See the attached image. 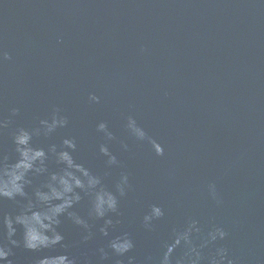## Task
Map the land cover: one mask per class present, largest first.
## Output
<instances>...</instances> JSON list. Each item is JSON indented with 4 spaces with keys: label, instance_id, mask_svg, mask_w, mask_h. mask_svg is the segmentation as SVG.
<instances>
[{
    "label": "water",
    "instance_id": "obj_1",
    "mask_svg": "<svg viewBox=\"0 0 264 264\" xmlns=\"http://www.w3.org/2000/svg\"><path fill=\"white\" fill-rule=\"evenodd\" d=\"M57 109L68 127L35 143L75 138L74 155L110 189L121 173L129 176L110 231L128 233L135 247L115 255L99 232L103 221L91 219L95 235L85 243L86 233L65 217L62 245L14 248L12 264L59 254L78 264H128L129 257L158 264L173 231L192 220L201 228L197 245L215 227L228 234L203 250L202 264L221 247L234 264H264V0H0V120L7 123L0 156L14 162V131L39 126ZM129 116L163 156L131 136ZM100 122L115 140L97 132ZM105 143L119 167L106 166ZM24 202L0 200V217L17 214ZM153 205L165 215L146 229ZM76 210L86 216L87 197ZM22 236L17 226L15 239ZM184 254L177 249L174 262Z\"/></svg>",
    "mask_w": 264,
    "mask_h": 264
},
{
    "label": "clouds",
    "instance_id": "obj_2",
    "mask_svg": "<svg viewBox=\"0 0 264 264\" xmlns=\"http://www.w3.org/2000/svg\"><path fill=\"white\" fill-rule=\"evenodd\" d=\"M89 100L100 103V98L96 95H91ZM18 114L19 110H13V116ZM68 125V118L62 115L59 109L54 110L49 118L39 121V126L31 129L21 127L14 131L12 134L16 154L14 162L0 156V200L16 201L19 197L26 201L19 204L17 214L0 217V264L6 262L12 264L9 257L17 247L22 246L28 251L38 252L62 245L65 237L59 229L63 223L62 218L65 217L86 233L83 236L85 243L95 235L93 226L89 223L91 219L103 221L99 232L106 238L110 237L107 248L115 255L124 257L135 247L128 233L111 235L110 231L114 228L110 214L118 213L120 198L126 195L129 187V176L121 173L114 190L110 189L105 186L101 175L94 173L74 155L79 150L75 138H63L59 144L35 143L37 138L49 141L58 130L67 128ZM5 127L7 123L0 120V128ZM126 128L137 141H148L158 156L164 155L162 145L151 139L136 119L129 116ZM96 130L103 134L107 142L116 139L106 122H100ZM122 147L124 150L128 149L127 144L122 143ZM99 153L106 158L108 168L120 166V161L110 151L107 143L100 145ZM36 177H43L38 186L33 185ZM28 188H32L31 194L26 190ZM209 192L213 198L216 197L215 185L209 186ZM85 197L88 198L86 216L76 210ZM164 215V210L160 206L153 205L149 214L143 217V226L151 229L153 223L162 219ZM17 226L23 229L22 240L15 239ZM200 233L201 228L196 220L190 221L182 230H174L170 241L163 245L158 264H202L205 259L202 255L203 250L218 240H225L228 235L222 227H215L197 245L193 237ZM180 248L185 249L184 257L174 262L175 253ZM98 252L101 261L110 259L104 247L99 248ZM37 264H78V261L67 254H59L45 256L39 259ZM128 264H135L134 258L129 257ZM208 264L234 262L229 258L228 249L221 247L216 249L215 255L208 258Z\"/></svg>",
    "mask_w": 264,
    "mask_h": 264
}]
</instances>
